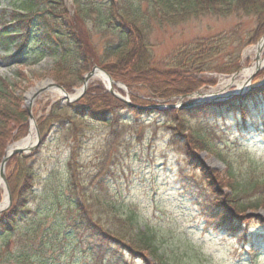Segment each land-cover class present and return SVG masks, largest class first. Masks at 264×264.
Segmentation results:
<instances>
[{
  "label": "trees",
  "instance_id": "obj_1",
  "mask_svg": "<svg viewBox=\"0 0 264 264\" xmlns=\"http://www.w3.org/2000/svg\"><path fill=\"white\" fill-rule=\"evenodd\" d=\"M73 1L76 8L82 5L81 0ZM117 1L118 6L109 2L90 5L91 11L99 14L96 23L101 28L99 35H103L100 44L105 57L97 59L96 47L91 45V31L81 10H76L72 16L64 6V0H49L45 5L39 0H14L12 3L18 5L9 14L4 10L0 15L3 59L8 65L17 64L23 58L36 64L44 57L52 56L51 77L68 92L83 81V76L95 62L115 80L124 81L119 79V73L122 77L128 73L143 77L127 83L142 84L158 99L167 101L190 95L201 86L189 73L231 75L238 72L242 66L241 49L256 44L264 36V0ZM140 1L146 5L143 10ZM206 14L249 18L252 26L241 30L237 25L227 32L197 38L173 58L170 68L179 74L173 73L171 79L163 83L157 81L159 73L149 70L152 61L147 43L148 20L162 26ZM6 15H9L8 20ZM113 37L115 44L111 41ZM163 74L170 75L168 72ZM12 86L14 84L0 78V129L9 120L17 123V119H27L26 112L20 108L21 98L13 96ZM259 98H263L262 107ZM132 100L129 106L101 86L89 87L79 101L72 104L57 102L40 119L38 128L43 144L52 129L55 135L64 138L68 153L64 172L51 175V184L47 182V188L38 193L40 147L29 156L11 158L6 178L12 205L0 217V264H53V257H48L47 253L62 236L66 237L74 230L82 232L85 239L93 241L106 253L123 257L124 264H128L125 254L143 264H185L174 257L170 245L177 247V243H187L186 233L175 236L162 226H151L142 220L139 203L126 205L123 194L112 190L110 180L117 175L118 167L112 164L119 159L118 153L115 155L112 151L115 139H118V128L132 123L140 126L139 118L149 114L153 115L150 121L157 120L156 124L168 128V147L184 157L187 168L197 176L187 177L183 169L179 174L182 185L191 188L190 193L195 197L191 198L190 205L194 209L198 207L204 215V231L213 230L225 240L237 241L239 249L257 262L264 253V219L252 216L249 211L264 208V180L258 174L257 164L237 152L231 157L240 156L247 162L240 174L237 164L218 150L224 145L229 155L230 143L211 137L218 134L215 128H220L221 122L226 123L231 116L242 117L244 132L248 121H254L258 112L264 114V87L244 98H233L219 105L187 111L173 109L159 116L156 111L143 109L134 97ZM195 120L201 125L198 129L193 126ZM99 123L112 128L110 143L103 154L98 155L93 174L82 176L81 150L85 147L90 125ZM200 151L222 161L225 170L218 173L204 167L197 153ZM38 196L44 202L37 199ZM178 205H184V201L178 200L174 206ZM155 206L162 211L167 209L162 202L157 201ZM36 207H41L46 214L56 213L59 209L65 213L56 216L55 223L44 228L40 209ZM253 225L262 230L252 233ZM59 226L63 229L62 236L57 231Z\"/></svg>",
  "mask_w": 264,
  "mask_h": 264
},
{
  "label": "rangeland",
  "instance_id": "obj_2",
  "mask_svg": "<svg viewBox=\"0 0 264 264\" xmlns=\"http://www.w3.org/2000/svg\"><path fill=\"white\" fill-rule=\"evenodd\" d=\"M13 1L0 0V15H2V11L4 10H7V14H9L12 8L18 5L17 2L13 4ZM39 1L44 5L49 2V0ZM81 2L82 5L76 8L73 0H64V6L72 16H74L76 10L83 12L81 15L85 17L87 28L91 31V45L96 47L97 52L95 51L94 54H97V59L99 56L104 58L105 54L102 51V44H100L103 35H99L101 28L97 27L98 23H96L99 19V14L95 10L91 11L90 5L98 6V4H108L109 2L110 5L118 6L119 2L117 0H81ZM140 2L142 10L145 9L146 5L144 6V3ZM17 11H20V9H17ZM8 19L9 15H6V20ZM113 22H116V20H113ZM147 23L149 24L147 43L150 46L149 51L152 61L149 70H152L156 74L159 73L157 81L162 83L170 80L173 73L179 74L178 71L170 68L173 58L181 49L193 43L197 38H206L221 32H227L235 29L237 25H240L241 30L252 26V21L249 18L238 19L235 16L223 18L214 17L211 14L192 18L179 24L161 26L149 20ZM111 41L115 44L116 38H111ZM257 43L241 49L242 66L239 73L243 69H249L255 65L257 59L255 46ZM3 55L4 53L0 50V78L14 84V87L12 86L15 92L13 96L21 98L20 108L26 112L27 119L24 121L17 119V123L12 122L14 120H9L5 127H1L0 164L7 150L12 145L29 136L32 127L28 114V103L32 97L31 94L40 89L41 85L45 82L56 83L51 77V71L54 69V58L52 56L44 57L36 64H32L29 60L23 58L17 64L8 65L3 59ZM225 60L228 59L226 58ZM98 65L93 62L89 71H92ZM164 72H168L170 75L166 76L163 74ZM123 73L127 74L126 72ZM119 74V79L123 78L124 81L116 80L118 85L113 86L114 93L130 102L133 101L132 98L134 97L138 101L136 103L143 107L159 106L160 109L148 110L149 112L156 111L158 116L169 110H173L168 109L165 104L178 105L179 103L203 102L204 100H200V95L203 96L214 90L217 91L221 82L230 80L234 76V74L223 75L212 72L189 73V76L196 79L201 86L190 95L174 97L164 101L158 99L157 95L155 96L150 91H147L142 84L129 85L127 83V81L130 82L129 80H133V78L135 80H142L143 77H135L131 73H128L126 77H122V73ZM238 79V77L235 78V81H238ZM82 86L83 82L67 93L74 95ZM100 86L110 94L105 83L97 77L90 80L88 89L89 87L97 88ZM251 87H258V89L264 87V67L252 80ZM235 90L236 87L231 86L224 95L232 94ZM246 96L247 94L243 97L235 98H244ZM60 101H63V98L50 90L42 93L33 101L31 113L35 119V126L37 128L40 119L45 117L51 106ZM164 102L165 104H163ZM259 103L262 107L263 98H259ZM181 111L187 110L181 109ZM152 118L153 115L150 114L140 117L139 120L142 123L140 126L133 125L135 123L119 126V132H117L119 134L116 136L118 139H115V149L112 150L115 152V155L118 153L119 156V159L117 161L114 160L112 164L118 165L117 175L110 180L112 190L123 194L124 204L126 205L131 202L139 203L142 208V220L147 221L151 226H162L167 233H173L175 236L180 233H186L189 237L187 243H177V247L175 244L170 245L174 257L179 259L180 262L185 264H264V253L260 255L257 262H254L251 257L239 249L240 244L237 241L231 239L225 240L213 230L204 231V215L198 207L196 209L192 208L190 201L191 198L195 197H192L190 193L191 188L187 189L186 185L183 186L179 178L181 169L184 170L187 177L197 178V176L187 168L184 157L180 156L174 148L168 147V128L166 129L165 125L156 124L157 120L150 121ZM241 120L242 117L238 115L231 116L226 123L221 122L220 128H215L218 134L216 136L213 135L211 138L230 143L231 148L228 151L230 156L226 153V146L221 145V148L218 150L228 160L237 164L240 174L243 172L247 162L240 156H237L235 159L231 157L237 155V152L241 155L245 154V156L250 157L257 164L260 170L258 174L264 180V114L263 112H258L254 121H248V128L246 127L247 129L244 132L242 130L244 125ZM192 123L194 128L198 129L201 126L197 120ZM90 126L91 129L88 132L85 147L81 150L82 176L93 174L97 157L106 150L108 143H110V133L112 132L111 127L102 123ZM204 126L208 125L204 123ZM54 133L52 129L48 133L45 143L41 142L39 146L38 193L47 188V182L51 184V175L57 172L63 174L64 172V164L68 156L67 149L63 144L64 138ZM131 140L133 141L131 142ZM197 153L202 159L204 167L218 173H222L225 170V165L218 158L207 154L206 151ZM5 173L7 174V168ZM4 197L5 189L2 186L0 188V203L4 200ZM37 199L44 202L41 196H38ZM178 200H183L184 205L174 206ZM157 201L158 203L162 202L167 205V209L164 211L158 209L155 206ZM179 206L182 209H179ZM38 208L40 209V218L44 223V228L53 225L56 216H61L65 213V211L59 209L56 213L51 212L50 214H46L41 207H36V209ZM249 212L252 216L257 215L264 219V208ZM32 216L36 217L34 213ZM260 230H262L261 227L257 225H253L251 228V232L254 234L260 232ZM57 231L62 236L63 229H61V226L58 227ZM57 231H54V233H57ZM47 256L53 257V264H124L125 262L123 257L106 253L97 247L93 241L85 239L82 232L78 230L69 232L66 237L62 236L47 253ZM125 260L128 264H143L140 260L135 261L131 259L127 254H125Z\"/></svg>",
  "mask_w": 264,
  "mask_h": 264
},
{
  "label": "water",
  "instance_id": "obj_3",
  "mask_svg": "<svg viewBox=\"0 0 264 264\" xmlns=\"http://www.w3.org/2000/svg\"><path fill=\"white\" fill-rule=\"evenodd\" d=\"M264 45V37L258 42V44L255 46L257 48V56H256V62L259 61L260 59V53H261V48ZM262 69V67H259V65H257L255 67V70L253 71V73L250 75V77L247 79L245 86L243 89L239 90V91H234L232 94L229 95H216L215 97H213L210 100H204L203 102L198 101V102H193V103H179L178 105H166V107H168V109H184V110H189V109H195L198 107H202V106H206V105H216V104H220L223 102H226L230 99H233L235 97H243L246 94L258 89V87H251V83L252 80L254 79V77L259 73V71ZM99 73H104L109 80V88L108 91L114 95L115 97L119 98L120 100H122L123 102H125L126 104H128L129 106H131L130 101H126L124 100L122 97L117 96L114 91H113V86L114 85H118L116 81L113 80V78L104 70L98 68V67H94V69L89 72L88 74H86L83 78V86L80 90L77 91V93L75 95H70L69 93L66 92V90L59 84H56L54 82H49L48 84H46L45 87H41L40 89H37L36 92L34 94H32L31 99H29V103H28V114H29V118L31 123L35 124V119L31 113V107L33 106V101L40 96L42 93L47 92L49 90H59L64 96L63 98L69 102V103H74L77 102L78 100H80L86 93L87 88H88V84L90 82V80L94 77H96ZM239 74L236 73L234 76H232V78H234L235 76H237ZM145 110H156V109H160L159 106H153V107H145ZM36 129V136H37V142L33 145V146H23L22 143L23 141H20L19 143H17L14 148H9L7 150V152L9 151V153L6 152L5 156L2 159V162L0 164V182H3L4 187H5V192L7 195V203L5 205V207L0 210V215L11 206L12 204V198H11V193L7 184V180H6V175H5V169L6 166L9 162V160L16 155H27L29 153H31L32 151H34L35 149L38 148L39 144L41 143V136L39 134L38 128L35 126Z\"/></svg>",
  "mask_w": 264,
  "mask_h": 264
},
{
  "label": "bare ground",
  "instance_id": "obj_4",
  "mask_svg": "<svg viewBox=\"0 0 264 264\" xmlns=\"http://www.w3.org/2000/svg\"><path fill=\"white\" fill-rule=\"evenodd\" d=\"M255 50L257 52L256 47H255ZM257 65H259V67H262V68L264 67V45L261 48L260 59L258 62L255 63L254 66H252L249 69H243L237 76H235L234 78H231L230 80H225V81L221 82L217 91L214 90L213 92H211L207 95H203V96L200 95V97H201L200 100H210L213 97H215L216 95H224L225 93H227V91L229 90V88L231 86L236 87V91L243 89L247 79L253 73V71L255 70V67ZM96 77L98 79H100L103 83H105L107 88H109V86H110L109 80H108V77L104 73H99ZM237 77L239 79H238V81H235V78H237ZM46 84H48V82H45L44 84H42L41 87L42 86L45 87ZM50 91L56 93L58 96H61V97L64 96L59 90H50ZM35 142H36V134H35L34 126L32 125L30 132H29V136L23 141L22 145L23 146H33L35 144ZM15 146H17V145L14 144L13 146L10 147V149L14 148ZM10 149H9V151H10ZM9 151L7 153H9ZM2 186L4 187V184H3V182H0V188H2ZM6 203H7V195L5 192L4 200L0 203V210H2L5 207Z\"/></svg>",
  "mask_w": 264,
  "mask_h": 264
}]
</instances>
